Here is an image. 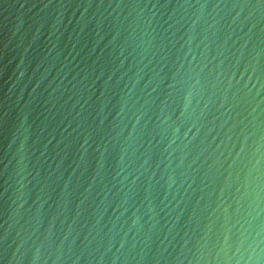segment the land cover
Segmentation results:
<instances>
[{"label":"water","instance_id":"obj_1","mask_svg":"<svg viewBox=\"0 0 264 264\" xmlns=\"http://www.w3.org/2000/svg\"><path fill=\"white\" fill-rule=\"evenodd\" d=\"M0 264H264V0H0Z\"/></svg>","mask_w":264,"mask_h":264}]
</instances>
